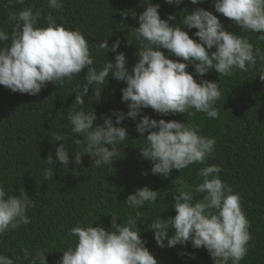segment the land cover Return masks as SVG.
Listing matches in <instances>:
<instances>
[{"label":"clouds","instance_id":"obj_1","mask_svg":"<svg viewBox=\"0 0 264 264\" xmlns=\"http://www.w3.org/2000/svg\"><path fill=\"white\" fill-rule=\"evenodd\" d=\"M182 2L165 0L169 5ZM190 2L198 5L201 0ZM15 3L23 4L24 0ZM140 4L144 10L139 14L133 9L121 13L125 18L131 14L139 25L133 27L139 46L135 45L138 59L131 69L125 53L117 51L119 39L109 44L106 38L95 46V51L105 56L109 51L116 53L114 62L106 59L97 68L89 42L79 29L64 27L51 12L43 16L40 9L24 8L9 13L8 18L13 22L11 35L0 29V42H3L0 85L13 93L38 95L50 82L60 87L71 83L86 68L83 76L86 83L72 89L74 102L79 106L85 105L84 97L90 88L93 95L88 104L98 101L110 75L126 85L121 89V101L127 103V112L114 109L102 124L94 123L98 119L95 111L80 108L68 113L71 132L78 136L73 140L76 147L72 149V158L65 147V137L54 133L52 140L62 143L56 146L54 157L48 155L47 165L58 161L67 172L69 164L82 165L85 154L96 167L112 164L119 157L121 142L128 140L127 129L121 126L127 118L136 122L139 138L144 139L139 155L151 163V174L166 179L173 169L180 171L193 164H205L208 158H214V138L199 134L198 127L187 122L157 120L142 114L143 110L151 108L162 117L175 113L191 115L195 110L209 118H218L215 104L222 93L218 81L204 79L207 72L215 70L219 76H232L234 70L247 72L255 68L259 60V78L264 81V52L254 48L246 35L226 30L213 11L203 7L189 11L185 7L179 22L170 23L176 20V15L170 13L167 18H161L159 3L140 0ZM48 7L59 12L64 7L63 0H48ZM213 8L238 26L239 33H260L259 39L264 40V0H213ZM42 18L46 26H38ZM185 29H196L193 36L198 39ZM127 43L133 44L128 39ZM55 171L54 167L45 166L42 177L48 181ZM221 171L218 164L200 168L198 176L202 182L187 190L179 189L178 195H174L171 208L176 214L149 220L146 228L152 231L160 248L188 244L194 249L205 248L213 264H240L244 259L251 240L249 221L242 211L239 194L233 193L221 179ZM193 193L203 194L202 198L195 199ZM156 199L157 190L143 186L130 193L124 202L132 209H139ZM34 206L25 192L13 195L0 185V236L31 223L27 212ZM140 217L138 211L134 215L130 213L122 223L113 213L110 228L91 223L69 228L68 235L76 238L75 244L62 251L56 264H160L141 236ZM46 253L41 249L32 254L25 249L23 258L30 264H48ZM0 264L16 262L0 254Z\"/></svg>","mask_w":264,"mask_h":264},{"label":"trees","instance_id":"obj_2","mask_svg":"<svg viewBox=\"0 0 264 264\" xmlns=\"http://www.w3.org/2000/svg\"><path fill=\"white\" fill-rule=\"evenodd\" d=\"M153 3L161 5L158 10L161 18H167L170 13L176 15V20L170 23L179 22L180 12L185 7L189 11L195 7L213 11L226 30L246 35L254 48L259 47L264 52V40L259 39L261 34L239 33L238 26L215 12L213 0H201L198 5L191 4L190 0H183L180 5H169L165 0H153ZM63 4V9L57 12L48 7V0H24L23 4L15 3V0L12 3L0 0V29L11 35L13 22L8 18L10 12L24 8L40 9L43 16L51 12L59 24L68 29H79L85 36L94 57V66L102 67L106 59L114 62L116 53L109 51L105 56L95 51V46L108 38L109 44L116 39L121 41L117 51L125 53L127 66L132 68L138 59L136 46H139L133 27L139 25L131 14L125 18L121 13L128 9L135 10L137 14L142 12L144 6L140 0H63ZM38 26H46V21L42 18ZM185 30L198 39L193 36L196 29ZM127 39L133 44H128ZM260 69L261 62L258 60L256 67L247 72L237 69L232 76H219L215 70H210L204 75V79L218 81L222 93L215 104L218 118H209L195 110L191 115L175 113L164 117L151 108L143 110L142 114L157 120L187 122L198 127L199 134L216 141L214 158L180 171L173 169L166 179L151 174V163L140 158L139 147L145 142L139 138L136 122L130 118L122 121L121 126L126 127L128 140L121 142L119 157L112 164L96 167L87 154L82 158V165L69 164L67 172L58 161H54V165L46 164L48 155L54 157L56 146L62 143L52 140L54 133L65 137V147L72 158V149L76 147L73 140L78 136L71 132L69 112L80 108L95 111L98 119L94 123L102 124L112 110L128 111L127 103L121 101V89L126 86L123 81L110 75L107 85L101 86V89L104 88L100 99L88 104L89 97L93 95L90 88L83 106L75 104L72 89L86 83L83 80L86 68L71 83L60 87L50 82L38 95L13 93L0 85V185L13 195L25 192L35 205L27 212L31 223L0 236V254L9 256L16 264H30L28 259L23 258L24 250L35 254L42 249L48 252L45 254L48 264H56L62 251L75 244L76 238L68 235L69 228L90 223L110 228L111 214H117L123 223L130 213L134 215L138 211L141 213L138 219L141 236L160 264H213L205 248L194 249L190 244L160 248L146 224L160 215L165 218L174 216L175 209L171 205L174 195H178L177 191L190 189L202 182L198 176L200 168L218 164L222 168L219 173L221 179L232 188L233 193L239 194L242 211L250 225L251 240L240 264H264V81L259 78ZM188 71H193L191 66ZM45 166L56 170L54 177L48 181L42 177ZM144 172L148 174L144 175ZM143 186L157 190L156 201L139 209L130 208L124 200ZM193 194L197 200L203 195Z\"/></svg>","mask_w":264,"mask_h":264}]
</instances>
